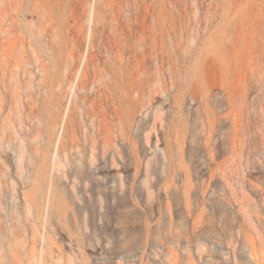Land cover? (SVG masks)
<instances>
[{
    "label": "rangeland",
    "instance_id": "374dc122",
    "mask_svg": "<svg viewBox=\"0 0 264 264\" xmlns=\"http://www.w3.org/2000/svg\"><path fill=\"white\" fill-rule=\"evenodd\" d=\"M0 264H264V0H0Z\"/></svg>",
    "mask_w": 264,
    "mask_h": 264
}]
</instances>
